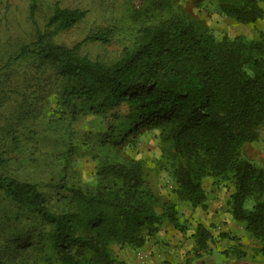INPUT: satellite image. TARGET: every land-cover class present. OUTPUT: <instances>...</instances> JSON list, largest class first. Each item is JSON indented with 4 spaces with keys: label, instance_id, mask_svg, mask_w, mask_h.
<instances>
[{
    "label": "trees",
    "instance_id": "trees-1",
    "mask_svg": "<svg viewBox=\"0 0 264 264\" xmlns=\"http://www.w3.org/2000/svg\"><path fill=\"white\" fill-rule=\"evenodd\" d=\"M28 1L35 36L8 56L5 67L17 60L55 67L64 85L62 104L72 112L79 104L104 120L102 146L156 131L174 193L193 209L209 206L205 178L231 185L228 211L256 241V255L264 256V165L251 162L243 150L259 139L264 126V32L258 38H217L177 0H129L132 17L142 23L132 45L107 64L81 54L80 43L69 47L53 41L84 20L86 9L56 2L40 27L35 16L41 0ZM192 3L198 10L210 7L208 0ZM213 11L254 24L264 18V0H214ZM115 32L111 25L85 41L107 44ZM96 176L98 191L71 187L66 206L56 211L36 183L0 173L5 196L47 229L46 264H128L113 255V244L142 247L165 220L187 231L176 202L159 205L142 161L99 163ZM33 236L30 231L13 236L7 245L9 258H0V264H21L22 251ZM221 236L238 241L227 233ZM190 237L194 256L211 250L213 235L203 223ZM234 249L223 252L228 255Z\"/></svg>",
    "mask_w": 264,
    "mask_h": 264
},
{
    "label": "rangeland",
    "instance_id": "rangeland-1",
    "mask_svg": "<svg viewBox=\"0 0 264 264\" xmlns=\"http://www.w3.org/2000/svg\"><path fill=\"white\" fill-rule=\"evenodd\" d=\"M208 1L210 7L201 10L193 5L192 0H177V3L207 25L217 38L239 34L258 38L260 31L264 32V19L256 24H242L215 13L214 0ZM56 2L62 6L86 9L87 15L76 26L53 37V41L69 47L80 43L81 54L107 64L113 63L125 46L132 45L142 23L132 17L129 0H41L35 16L40 27L45 24L44 20ZM111 25L116 32L109 43L85 41L91 33ZM35 32L36 25L29 16L28 0H0V173L36 183L52 209L59 211L66 206L71 187L98 191L101 182L96 176V167L99 163L140 160L148 186L158 198L159 205L167 200L176 202L181 220L188 222L180 246L175 241L181 232L166 220L162 223L160 241L154 242V247H145L152 259L150 264H264V256L256 255V241L246 232L243 224L230 222L227 216V201L233 189L231 185L216 183L211 177L204 179L207 209L215 215H223L220 220H209L205 213L207 209H193L189 203L177 199L174 180L161 162L163 158L156 131H142L129 136L125 142L102 146L99 133L104 129V120L79 104L76 112L62 104L64 85L55 67L37 66L32 60H17L5 67L8 56L16 52L21 44L32 40ZM260 132L261 138L246 143L243 150L246 158L263 166L264 126ZM60 184L66 187L60 188ZM251 203L249 199L247 207ZM203 219L208 220L206 223L214 233L210 244L212 248L201 257H196L190 234L199 221L205 222ZM20 231H30L34 235L22 251L21 264H46L43 253L48 249L49 237L44 224L26 215L0 188L2 260L9 258L7 245ZM222 233L234 235L238 241L231 238L224 240ZM234 246V251L228 255L223 252V248ZM135 248L129 243H115L112 252L117 258H125L130 263L129 254H134ZM155 254L161 256L154 257Z\"/></svg>",
    "mask_w": 264,
    "mask_h": 264
},
{
    "label": "crops",
    "instance_id": "crops-1",
    "mask_svg": "<svg viewBox=\"0 0 264 264\" xmlns=\"http://www.w3.org/2000/svg\"><path fill=\"white\" fill-rule=\"evenodd\" d=\"M264 19V18H263ZM262 20V19H261ZM258 22V21H257ZM256 22V23H257ZM256 23H254V24H256ZM261 136H262V133L260 132V136H259V138H261ZM205 213H207L206 214V216H207V218L210 220L211 218L212 219H214V220H217V219H221L222 217H223V215H215V213L211 210V209H207L206 211H205ZM226 215V214H225ZM218 216V217H217ZM228 217H229V219H230V222H236L233 218H232V216H231V214H230V212L228 213V215H227ZM203 221H205V222H201V221H199V223H203L206 227H208V225H207V223L206 222H208V220H204L203 219ZM236 223H238V222H236ZM232 227V226H231ZM210 230H211V233H212V235L214 234L213 233V231H212V229H211V227H208ZM224 229H225V227H223ZM227 230V229H226ZM181 232V231H180ZM182 233V234H181ZM181 233H179V235H177L176 237V241H175V244H178L179 246L182 244V242H181V236H183V234H185V233H183V232H181ZM235 234H237V233H235ZM162 236H163V232H161L160 230L156 233V234H154L153 236H152V238H151V240L150 241H146V243L142 246V247H136L135 249V252H134V254L133 253H130L129 255H130V263L128 262V264H150L151 263V261H152V259L150 258V253L146 250L145 251V247L148 245H150L151 247H154V242H157V241H160V239L162 238ZM214 236V235H213ZM232 236V235H231ZM234 236V235H233ZM224 240H225V238L224 237H222ZM192 239V238H191ZM193 240V239H192ZM149 243V244H148ZM210 244H211V242H210ZM158 245V244H157ZM211 246V245H210ZM212 248V247H211ZM224 250H227V247H225V248H223V251ZM157 251V250H156ZM155 251V252H156ZM138 252H140L141 254H138ZM158 256H161V254H155L154 255V257H158ZM120 259H122V258H120ZM124 260H126L125 258H124ZM150 261V262H149ZM158 262V261H157ZM232 264H234V263H232Z\"/></svg>",
    "mask_w": 264,
    "mask_h": 264
},
{
    "label": "built area",
    "instance_id": "built-area-1",
    "mask_svg": "<svg viewBox=\"0 0 264 264\" xmlns=\"http://www.w3.org/2000/svg\"><path fill=\"white\" fill-rule=\"evenodd\" d=\"M138 254H141L140 252H138ZM142 255V254H141Z\"/></svg>",
    "mask_w": 264,
    "mask_h": 264
}]
</instances>
